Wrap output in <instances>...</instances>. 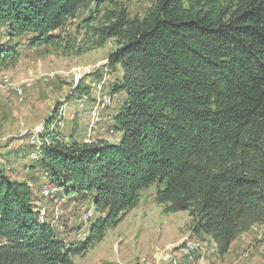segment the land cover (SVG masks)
<instances>
[{
	"label": "trees",
	"instance_id": "trees-1",
	"mask_svg": "<svg viewBox=\"0 0 264 264\" xmlns=\"http://www.w3.org/2000/svg\"><path fill=\"white\" fill-rule=\"evenodd\" d=\"M149 1L131 17L121 0H0L9 39L0 63L23 37L77 54L112 39L106 65L124 93L109 113L117 143L64 135L49 118L39 160L20 157L33 179L43 173L60 187L47 219L32 180L14 178L0 155V264H75L152 185L165 212L187 211L192 235L219 255L264 224V0ZM82 11L72 36L67 23ZM88 89L81 80L74 93ZM63 195L93 203L90 227L51 225Z\"/></svg>",
	"mask_w": 264,
	"mask_h": 264
},
{
	"label": "rangeland",
	"instance_id": "rangeland-1",
	"mask_svg": "<svg viewBox=\"0 0 264 264\" xmlns=\"http://www.w3.org/2000/svg\"><path fill=\"white\" fill-rule=\"evenodd\" d=\"M121 1L127 6L131 17L145 16L151 6L149 0ZM85 16L86 13L82 11L75 21L67 23V30L72 36L77 34V25ZM8 40L0 30V46L6 47ZM20 41L18 46L15 41L9 45L17 46L14 49L19 53L11 52L14 56L0 63V155L6 156L14 178L23 175L32 180L38 207L45 205L52 208L50 199L40 197L41 188L51 180L45 178L43 173L33 179L34 175L23 164L32 161L30 155L35 148L29 142V137L33 133L39 135L44 121L53 118L52 127L57 126L64 135L74 136L78 140L99 137L112 143L119 141V133L109 123V113L120 106L124 93L115 90L113 84L117 73L106 65L115 41L111 39L102 47L80 54L61 47H32L26 43L29 41L27 37ZM103 74L108 76L107 89L113 102L101 109L98 120H95L91 110L96 98L90 84ZM81 80L90 89L80 97L74 93V89ZM16 87H21V94ZM22 156L26 161L22 162ZM155 192L156 185L144 190L139 205L128 212L118 225L109 229L103 238L95 241L84 254L79 255V264H198L199 259L203 258L201 255L189 259L179 253L178 248L186 239L203 243L206 247L204 258L208 264H264V225H257L251 230L248 245L236 255L222 256L209 238L192 235L191 218L187 211L165 212L164 206L155 201ZM58 198L64 200L62 206L67 213L62 220L68 231L74 233L73 228L83 223L79 218L80 212L89 199L68 198L66 195ZM86 226L90 227L91 222ZM215 254L218 255L216 258L213 257Z\"/></svg>",
	"mask_w": 264,
	"mask_h": 264
},
{
	"label": "built area",
	"instance_id": "built-area-1",
	"mask_svg": "<svg viewBox=\"0 0 264 264\" xmlns=\"http://www.w3.org/2000/svg\"><path fill=\"white\" fill-rule=\"evenodd\" d=\"M107 74H103L100 78L93 79L91 81V90L96 98L95 105L93 109L91 110L92 117L95 120H98L100 110L105 108L106 106H109L113 102V97L108 91L107 86ZM8 80V79H7ZM7 82V81H5ZM19 93H22L21 87H16ZM61 124V122H59ZM40 136L36 133H33L29 137V142L33 144L37 149L40 146ZM90 141V140H85ZM35 149L31 155L30 158L33 161L39 160V153L38 150ZM45 178L47 175L44 176ZM60 191V187L53 183H46L40 191V195L44 199H49L53 197L54 195L58 194ZM64 200H59V202L55 205L54 211H53V217L50 220V223L52 226H61V219L67 214L66 209L63 208L62 203ZM47 213L48 209L47 206L42 205L40 207V215L43 219H47ZM96 215V211L94 208L93 203L88 202L81 210L80 212V221L83 223H88L90 219H92ZM264 225V224H263ZM179 253L187 257L189 259H193L195 257H199L201 255V259H199L198 264H208L205 260L204 256L206 253V247H204L203 243L196 240V239H186L180 246H179Z\"/></svg>",
	"mask_w": 264,
	"mask_h": 264
},
{
	"label": "crops",
	"instance_id": "crops-1",
	"mask_svg": "<svg viewBox=\"0 0 264 264\" xmlns=\"http://www.w3.org/2000/svg\"><path fill=\"white\" fill-rule=\"evenodd\" d=\"M120 136V135H119ZM99 138V137H98ZM24 165L26 164V163H23ZM9 169L11 170V168L9 167ZM14 170V169H13ZM11 172V171H10ZM17 179H27L25 176H23V175H21V176H17L16 177ZM29 180V179H28ZM261 225H263V224H261ZM255 226H257V225H255ZM254 226V227H255ZM254 227H252V229L254 228ZM251 229V230H252ZM251 230L249 231V232H246V233H244V234H242V235H240L234 242H233V244H232V246H231V248H230V251L226 254V255H230V254H237L240 250H242L243 248H245V246L246 245H248V242L250 241V233H251ZM213 245L216 247V245H215V243H213ZM214 252H216V248L214 249ZM216 256H218L217 254H215L213 257L214 258H216ZM222 256H224V255H222ZM220 258H221V256H219ZM78 259H80L79 258V255H77V256H75L74 258H73V260H74V263L75 264H79V262H78ZM234 263H236V261L234 262ZM80 264H84V262H80Z\"/></svg>",
	"mask_w": 264,
	"mask_h": 264
}]
</instances>
